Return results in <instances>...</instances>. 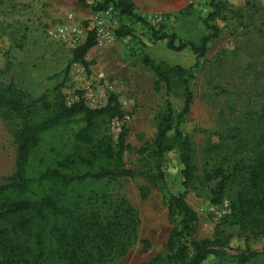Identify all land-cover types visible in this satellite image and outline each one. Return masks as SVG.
Here are the masks:
<instances>
[{
    "label": "rangeland",
    "instance_id": "obj_1",
    "mask_svg": "<svg viewBox=\"0 0 264 264\" xmlns=\"http://www.w3.org/2000/svg\"><path fill=\"white\" fill-rule=\"evenodd\" d=\"M127 1L133 4L134 13L160 34H173L182 42L199 45L212 33L207 27L218 28L206 55L198 60L190 84L193 102L180 126L191 141L195 168L196 179L188 188L183 187L175 152L162 159V180H153L156 171L138 151L154 139L167 99L164 88H157L154 74L142 61L149 57L190 68L197 61L189 49L169 50L166 40H154L140 23L119 19L111 9L97 13L73 0H0V83H12L32 97L60 87L68 106L78 101L91 109L116 104L121 116L108 125V135L115 145L119 134H125V168L150 173L82 188L102 218L111 217L119 207H129L135 213L129 241L121 238L120 246L104 264H145L165 253L174 227L167 215L169 194H184L186 204L196 213L194 239L225 237L231 255L264 251V238L250 237L231 216L236 187L213 204L215 182L204 180L227 158L246 160L264 133V0H216L225 8L207 24L210 0ZM121 26L132 34L116 37ZM90 33L93 47L82 60L74 61L73 50L82 46ZM235 127H239L236 139L220 140V135ZM16 131L15 124L0 118V186L13 182ZM145 186L150 192L142 198L139 190ZM202 264L234 263L209 256ZM254 264H264V254Z\"/></svg>",
    "mask_w": 264,
    "mask_h": 264
},
{
    "label": "trees",
    "instance_id": "obj_2",
    "mask_svg": "<svg viewBox=\"0 0 264 264\" xmlns=\"http://www.w3.org/2000/svg\"><path fill=\"white\" fill-rule=\"evenodd\" d=\"M73 1L97 13L111 9L119 19L140 23L154 40H166L169 50L189 49L195 55L197 62L190 68L149 57L142 61L154 74L157 88H164L167 99L154 139L138 154L156 171L152 179L162 180V159L175 152L182 168L183 187L188 188L196 179L195 168L191 141L180 126L193 102L190 84L198 60L206 55L208 43L217 37L218 28L207 27L212 33L194 45L173 34H160L134 13L133 4L127 0ZM210 8L206 24L219 17L225 7L210 0ZM131 34L125 26L115 31L118 38ZM93 45L90 33L86 42L73 50L74 61L82 60ZM120 116L116 104L91 109L78 101L68 106L60 87L32 97L12 83H0V118L17 126L18 143L13 182L0 186L2 264H104L120 246L121 238L129 241L135 226L134 211L119 207L111 217L102 218L93 210L92 198L82 190L96 183L150 173L125 168V134H119L115 145L108 135V125ZM238 133L239 127H235L219 138L234 140ZM223 165L205 175V181L215 182L212 203L218 204L227 190L236 187L231 216L250 237L264 238V133L246 160L227 158ZM149 192L147 186L139 190L142 198ZM167 215L174 227L168 235L165 253L151 257L145 264H202L209 256L234 264H254L264 254L248 250L231 255L225 237L194 239L198 218L186 204L184 194L167 196ZM124 250L122 247L121 251Z\"/></svg>",
    "mask_w": 264,
    "mask_h": 264
}]
</instances>
